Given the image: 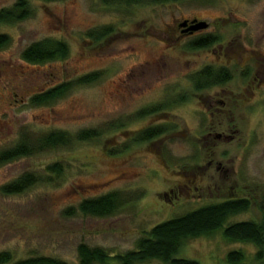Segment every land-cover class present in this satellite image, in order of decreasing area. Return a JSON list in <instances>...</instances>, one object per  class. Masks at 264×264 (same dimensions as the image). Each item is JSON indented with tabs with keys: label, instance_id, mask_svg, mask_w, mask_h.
Returning <instances> with one entry per match:
<instances>
[{
	"label": "rangeland",
	"instance_id": "1",
	"mask_svg": "<svg viewBox=\"0 0 264 264\" xmlns=\"http://www.w3.org/2000/svg\"><path fill=\"white\" fill-rule=\"evenodd\" d=\"M15 1L0 0V9ZM27 1L30 17L0 23L9 37L0 49V152L25 133L101 134L0 164V252L13 260L46 255L75 264L80 243L123 253L155 224L229 197L251 205L223 226L264 217V0ZM192 16L208 28L174 39L178 22ZM107 26L113 31L101 40L87 36ZM206 35L214 37L212 44L190 47ZM42 39L65 42L67 56L24 61L21 52ZM206 66L230 78L196 89L192 75ZM93 71L100 73L96 82L74 85L40 105L30 100ZM161 104L168 107L138 117ZM123 120V127L108 129ZM158 125L169 127L159 137L133 141ZM54 163L60 175L49 171ZM26 172L39 181L19 193L1 191ZM114 191L132 200L104 217L79 211L83 199ZM222 229L187 239L174 256L229 264L227 252L241 250L242 264H264L253 243L230 241Z\"/></svg>",
	"mask_w": 264,
	"mask_h": 264
},
{
	"label": "trees",
	"instance_id": "2",
	"mask_svg": "<svg viewBox=\"0 0 264 264\" xmlns=\"http://www.w3.org/2000/svg\"><path fill=\"white\" fill-rule=\"evenodd\" d=\"M50 2L55 0H42ZM104 5H133V4H160L178 0H100ZM32 15V7L27 0H16L10 7L0 9V23H15ZM113 31L111 26L103 27L97 31L90 30L87 36L95 41L101 40ZM211 37V38H209ZM214 37L206 35L191 42L190 47H205L210 45ZM9 37L0 33V49L7 45ZM211 42V43H210ZM68 46L65 42L56 39H42L28 45L22 52L21 58L31 63H42L67 56ZM98 71L90 72L77 77L73 81H64L48 90L31 97L33 104H43L64 95L72 86L90 84L99 79ZM224 70L204 67L192 75L194 87L204 89L216 84H223L229 79ZM168 105V104H167ZM166 104L156 105L143 109L138 117L150 115L164 109ZM125 120L108 125V129L121 128ZM169 126L158 125L144 128L136 133L134 142H142L161 136ZM104 131V129L102 130ZM101 132L97 129H82L75 136L64 130H52L43 134H23L12 147L0 152V164L16 160L21 157L41 153L57 147H67L75 140H89L98 137ZM49 171L60 175L62 167L54 163L48 167ZM39 181L33 172H26L11 182L1 186L5 194L19 193ZM132 198L116 191L98 197L85 198L78 204V209L85 215L104 217L118 211ZM251 201L244 197H229L221 201L209 203L188 211L184 214L161 221L141 235L135 248L123 253L110 255L108 250L100 246H89L80 243L77 246V264H139L149 260L159 261L157 264H199L195 259L175 257L174 254L189 238L207 235L220 228L223 236L230 241L251 242L258 251L256 259L264 257V217L260 221L253 219L230 222L223 226L232 215L247 211ZM70 210V209H69ZM72 212V211H71ZM245 255L241 250L227 252L226 260L229 264H242ZM0 264H75L63 259L33 255L26 258L12 259L7 251L0 252Z\"/></svg>",
	"mask_w": 264,
	"mask_h": 264
},
{
	"label": "flooded vegetation",
	"instance_id": "3",
	"mask_svg": "<svg viewBox=\"0 0 264 264\" xmlns=\"http://www.w3.org/2000/svg\"><path fill=\"white\" fill-rule=\"evenodd\" d=\"M193 20L199 21V20H202V19H199V18H197L195 16H192V17L183 18L181 21H179L178 24H177V28L175 29L176 33H175V36H174L175 38L174 39H180V38L190 37V36L193 37V36H196V35L200 34L202 32V30L208 28V26H207L204 29H198V30L183 32L182 31L183 27H180V23L184 22V21H187L186 27H189V26H191ZM220 85H222V84H220ZM204 89H207V88H204Z\"/></svg>",
	"mask_w": 264,
	"mask_h": 264
},
{
	"label": "water",
	"instance_id": "4",
	"mask_svg": "<svg viewBox=\"0 0 264 264\" xmlns=\"http://www.w3.org/2000/svg\"><path fill=\"white\" fill-rule=\"evenodd\" d=\"M186 25H187V21L180 23V27H183L182 29L183 32L204 29L208 26V23L204 20H199V21L193 20L191 26L186 27Z\"/></svg>",
	"mask_w": 264,
	"mask_h": 264
}]
</instances>
